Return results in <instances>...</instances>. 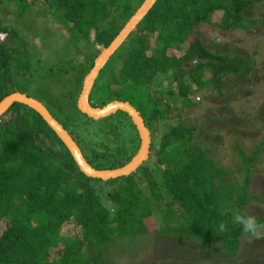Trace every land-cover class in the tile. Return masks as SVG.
<instances>
[{
  "label": "trees",
  "instance_id": "16d2710c",
  "mask_svg": "<svg viewBox=\"0 0 264 264\" xmlns=\"http://www.w3.org/2000/svg\"><path fill=\"white\" fill-rule=\"evenodd\" d=\"M5 1L9 0H0V8ZM10 1L16 3L19 18L36 8L38 2ZM117 1L43 0L80 53L78 62L71 66V74L61 73L77 87L73 92L77 94L74 101L77 111L78 95L94 62L145 0H133L136 3L132 5L137 7H131V11V5L125 7ZM258 4L259 0H156L115 49L94 80L88 104L102 109L117 101L116 88L112 87H121L122 81L138 88V93L143 91L139 99L136 94L133 100L137 106L140 100L142 108L136 110L131 99L127 103L146 129L149 154L128 176L107 181L87 178L37 112L14 103L1 114L0 224L5 225L0 228V264H110L114 259L112 250L119 241L159 232L170 237L175 232L181 238L191 236L205 248L217 243L229 256L238 255L243 241L253 237L242 236L238 224L229 223V230L224 233L218 230V225L231 220L233 208L246 212L251 202H264L261 200L264 188L252 193L249 187L255 177L252 168L262 154L264 136L255 152L245 155L236 148L241 164L235 173H241L244 179L239 184L223 185L220 181L225 182L229 175L193 143L197 128L180 121L171 126L165 117L170 102L179 100L190 107L200 91L211 89L221 96L225 78L250 74V62L209 50L194 30L209 24L212 18L217 19V28L222 32L248 30L258 21L243 20L242 15ZM0 32L7 35L0 44L1 103L11 95L23 94L19 82L30 71L26 62H22L21 68L15 67L14 73L11 71L15 57L28 59V55L23 42L20 47L23 51L9 47L17 40L14 30L1 27ZM184 46L186 49L179 57L168 53L170 50L179 53ZM183 67L189 69L184 72ZM59 68L63 70V66ZM159 75L167 78L169 86L174 84L176 90L156 86ZM97 94L101 95L99 100L93 98ZM80 114L84 117L82 121H97ZM113 115L118 120L129 119L120 111ZM113 115L100 122H112ZM109 126L111 132L116 130L113 124ZM62 128L80 148L82 139L77 128L71 131L65 124ZM96 130L93 126L94 134L98 135ZM130 131L129 140L122 145L119 140L110 144L103 140L93 143L90 139L89 146H96L89 155H83L84 161L95 171L124 167L140 147L132 122ZM152 161L154 168L150 167ZM140 179L146 184V192ZM159 215L165 225L163 230L154 227ZM174 218L182 224L171 227ZM257 221L264 223V217Z\"/></svg>",
  "mask_w": 264,
  "mask_h": 264
},
{
  "label": "rangeland",
  "instance_id": "374dc122",
  "mask_svg": "<svg viewBox=\"0 0 264 264\" xmlns=\"http://www.w3.org/2000/svg\"><path fill=\"white\" fill-rule=\"evenodd\" d=\"M36 1H38L36 8L30 9L21 18H19L18 7L14 1H5L4 7L0 8L1 27L12 29L17 35V40L12 41L9 47H14L18 51L23 42L28 55V59L27 56L22 59L21 56L15 57V63L12 64L13 73L15 67L21 68L22 62H26L29 66L30 72L26 73L27 78L19 82V91L23 93V96L40 104L61 128L63 124L71 131L77 128L82 140L79 142L74 139L77 143L79 142L82 156L89 155L91 150L95 149L93 147L96 144L89 146L90 139H93V143L94 141L98 143L109 141L110 144H114L119 140L121 145L124 144L131 135L129 119L128 121L118 120L113 115L110 119L112 122L107 123L100 122L103 119L94 122L82 121L84 117L74 106L77 94L73 92L77 91V87L72 85L71 79L61 74L62 72L71 74L73 65L78 62L79 50L70 43L68 33L53 19L51 11L47 9L48 3L44 5L43 0ZM117 3L125 7L127 4L131 5L130 11L131 7H137L132 5L136 3L133 0H119ZM242 17L243 20L258 21V24L249 26L248 30L233 29L229 32H222L217 28V19L212 18L209 24L196 28L194 34L201 38L209 50L218 54H229L231 57H242L250 62L252 68L250 74L225 78L220 87L221 96L211 89L200 91L195 95L190 107L183 106L179 100L175 103L170 102L168 114L165 117V121L171 126L177 125L180 121L185 126L197 128L193 143L206 152L216 167L225 171L227 176L229 175L225 182L220 181L223 185L225 183L239 184L244 179L241 173H235L237 166L241 164L236 148L248 155L255 152V147L260 144L264 136V0H259V4L243 13ZM185 49L184 46L179 53L172 50L168 53L179 57L183 55ZM61 66L63 70L60 71ZM188 69L189 67H183L184 72ZM165 79L167 78L159 75L155 85L158 87L163 85V89L170 88V91L174 92L176 86L174 84L169 86ZM112 88H116L114 94H117V101L115 102L127 103V100L133 101L137 96L139 99L143 95V91L138 93V88L127 85L125 81H122L121 87ZM103 92L105 99V91ZM79 96L80 94L78 98ZM93 98L99 100L101 95L97 94ZM109 99L111 96L108 94L107 100ZM171 99H173L172 96ZM139 101L138 106L137 101L130 104L138 110L142 108ZM111 124L116 128L113 132L109 126ZM93 126L97 127L98 135L94 134ZM69 130L67 132L72 134ZM94 136L96 138H92ZM153 163L152 161L150 164L151 168L155 166ZM252 173L255 177L251 178L249 186L251 190H249L252 193L257 192L258 189L262 191L264 188V147L255 167L252 168ZM257 181L258 183L254 184ZM139 182L142 190L146 192L145 182L142 179ZM252 183L254 187L251 186ZM261 200L264 201V195L261 196ZM246 213L256 218H263L264 202H251ZM181 224L182 222L174 218L170 226L178 227ZM4 225L5 222L1 223L0 228ZM164 226L162 215H159L154 221V227L163 230ZM177 230L179 228L174 232ZM184 237H179L177 232L173 237L159 232V235L150 233L123 239L114 246L112 250L114 259L112 257L109 263L264 264V237H253L243 241L236 257L229 256L217 243L205 248L200 244L201 241L198 242L199 240L191 236L184 235Z\"/></svg>",
  "mask_w": 264,
  "mask_h": 264
},
{
  "label": "water",
  "instance_id": "95a60500",
  "mask_svg": "<svg viewBox=\"0 0 264 264\" xmlns=\"http://www.w3.org/2000/svg\"><path fill=\"white\" fill-rule=\"evenodd\" d=\"M156 0H145L138 11L133 15V17L126 24L124 29L120 34L114 39V41L105 49V51L96 59L94 65L90 72L87 74L83 81V87L80 96L77 101V109L80 113L86 115L93 120H99L115 114L116 112H122L128 116L132 124L135 126L138 136L140 139V147L137 155L124 167L113 170V171H95L93 170L83 159V156L73 142L70 136L54 121L46 110L37 102L21 95L14 94L5 98L0 103V116L5 110L14 103H21L29 107L30 109L37 112L42 119L46 122L49 128L58 137L64 147L67 149L74 164L76 165L79 172H81L87 178L99 179V180H111L120 177L128 176L134 170L139 167L144 161L147 160L149 154V138L146 129L142 123L141 118L135 112V110L127 103L123 102H112L102 109L92 108L88 104V96L95 78L97 77L99 71L104 66L106 61L119 46V44L125 39V37L132 31V29L137 25V23L143 18V16L149 11L150 7ZM7 35L0 33V44L4 42Z\"/></svg>",
  "mask_w": 264,
  "mask_h": 264
},
{
  "label": "clouds",
  "instance_id": "9594fccd",
  "mask_svg": "<svg viewBox=\"0 0 264 264\" xmlns=\"http://www.w3.org/2000/svg\"><path fill=\"white\" fill-rule=\"evenodd\" d=\"M231 211H232L231 220L221 221L218 225V230L221 233L227 232L229 230V223H232V224L240 225L242 229V236L244 237H255V238L264 237V223H259L257 221L256 216L243 212L239 208H233Z\"/></svg>",
  "mask_w": 264,
  "mask_h": 264
},
{
  "label": "flooded vegetation",
  "instance_id": "af4514ba",
  "mask_svg": "<svg viewBox=\"0 0 264 264\" xmlns=\"http://www.w3.org/2000/svg\"><path fill=\"white\" fill-rule=\"evenodd\" d=\"M3 34H5V33H3ZM78 101V100H77Z\"/></svg>",
  "mask_w": 264,
  "mask_h": 264
}]
</instances>
